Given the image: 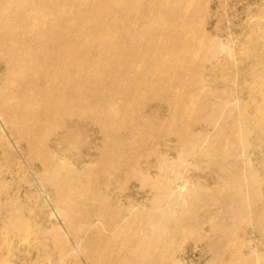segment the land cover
<instances>
[{
	"label": "bare ground",
	"instance_id": "obj_1",
	"mask_svg": "<svg viewBox=\"0 0 264 264\" xmlns=\"http://www.w3.org/2000/svg\"><path fill=\"white\" fill-rule=\"evenodd\" d=\"M213 3L0 0V158L6 160L0 165V264H34L11 262L9 234L30 232L42 246L55 238L56 251L72 252L56 227L19 221L30 216L27 190L24 197L17 184L11 191L7 178L20 179L11 175L27 161L38 163L40 183L74 248L96 252L91 264H176L169 241L179 235L208 242L214 264H264L243 233L257 216L249 234L264 238V181L246 156L256 138L264 139L246 125L248 114L235 97L252 82L264 89V54L256 59L253 51L257 45L264 52V24L251 29L254 37L239 60L211 25ZM208 63L212 72L220 68L222 88L206 77ZM171 138L173 149L166 143ZM158 147L177 154L188 149L220 176L219 186L200 189V202L183 205L188 181L167 177L170 162ZM79 154L96 160L76 166ZM133 181L152 195L150 209L133 207V193L125 192ZM215 197L227 201L214 210ZM219 207L231 214L220 218ZM210 214L215 218L203 234Z\"/></svg>",
	"mask_w": 264,
	"mask_h": 264
},
{
	"label": "rangeland",
	"instance_id": "obj_2",
	"mask_svg": "<svg viewBox=\"0 0 264 264\" xmlns=\"http://www.w3.org/2000/svg\"><path fill=\"white\" fill-rule=\"evenodd\" d=\"M214 2L210 8V20L212 21V26L215 24L219 27L221 34H219V39L222 40L223 44L230 47L234 54V57L242 60L243 54L241 49L246 46L247 41L254 37L251 29L255 26L257 28L264 24V2L262 0H252L251 3L248 0H209ZM255 3H254V2ZM262 2V3H261ZM249 6V7H248ZM262 6V7H261ZM212 26L208 28L209 31L212 30ZM258 46L253 45V51L255 52L256 59H261L262 52L257 48ZM206 77L215 79L219 83V87L222 88V77L220 68L212 72L209 69V63L207 64ZM3 73V69H0V74ZM224 78V75H223ZM251 83V82H250ZM252 84H255L252 86ZM259 83L252 82L250 86H243L236 94V98L242 101V106H244L246 113L248 114V119L246 120V125L251 128L254 132L255 137H260L264 139V89L260 92ZM260 92V93H259ZM258 103L256 107L254 104ZM158 112V113H157ZM153 114H160L159 111H152ZM194 130H202L196 128ZM206 135L209 130H202ZM91 131H87V135L91 136ZM97 135H93V138ZM55 136L54 138H56ZM140 138L141 135L138 134ZM84 140L86 136L83 137ZM254 141L256 144V149L252 150L251 153L246 156L250 159L251 166L253 167V173L257 175L258 179L264 181V143L259 144L258 138ZM98 142L97 139H89L87 142V147L93 149ZM169 144L170 149H173L175 140L173 138L166 141ZM207 143V142H206ZM223 141L220 140L218 144H222ZM11 147V145H10ZM12 149V148H11ZM158 152L162 155L164 154L167 160L170 162L169 167L166 171L167 177L171 178L173 182L178 176L181 179L188 181L185 192L183 193L182 199L184 200L183 205H187L189 199L193 201L200 202L202 196L200 194V189H211L219 186L220 176L215 173L213 169H210L203 165L202 162L197 161L193 156L189 155L188 149L180 153L168 152L162 147H158ZM92 152V151H91ZM11 159L17 158V154L13 153ZM245 156V157H246ZM246 157V158H247ZM94 161V154L90 157L83 154H79V157L73 158L72 162L76 166L83 165L89 161ZM6 160L0 158V165L6 166ZM23 167L21 172L12 174L14 177L18 176L20 179L16 180L8 176L7 181L9 183V188L11 191L14 189V185L17 184L21 188L20 195L24 197V193L27 190V197L24 202L28 205L30 216L26 215L24 219L19 220L21 223L33 225L34 223L41 224L43 228L50 229L52 226L56 227L58 231L62 234L63 238L69 242L72 252L69 254L67 252V247L56 251L57 240L53 238V243L40 245L35 236L27 232L23 234L22 237H17L14 234H9L8 245L10 249V254H14L12 263L22 262L24 260H29L36 264H91L88 257L96 252H86L84 248H79L76 250L71 242V235L69 229L64 225L59 213L54 208L52 197L48 193L47 189L40 183V173L38 168V163L34 166L23 162ZM16 169L14 170V173ZM152 176V175H151ZM13 179V180H12ZM15 180V182H13ZM178 182H181L180 179ZM140 183L137 181L131 182L126 193H133V198L131 199L132 205L138 210L150 209L149 200L152 195H148L147 191L139 190ZM262 191H264V183L261 185ZM139 192L135 195L136 192ZM110 196L115 195V191H109ZM22 197V198H23ZM222 202H226L227 199H220ZM218 197L212 200V206L215 210L216 205L222 204ZM254 200V199H253ZM258 203V200H255ZM194 205L193 202H191ZM188 206V205H187ZM253 209L248 207V210ZM220 214L219 217L229 216L231 213L228 209H222L219 207ZM216 216V215H214ZM212 218V219H211ZM215 218V217H214ZM213 215H207L202 221L203 226L201 232L203 234L209 233L208 220H213ZM258 217L253 216L251 219L246 221L244 226L246 229L243 233H248L251 237V246L262 258H264V238L249 234V229L258 222ZM163 227L165 225L163 224ZM240 232V231H238ZM143 231L139 230V234ZM241 233V234H240ZM239 234L242 235V231ZM169 249L171 250L172 260H175L176 264H214L212 263V253L207 250L208 242L206 241H195L191 236L179 235L172 238L169 241ZM53 248V251H52ZM227 252L230 251L226 248ZM105 260L107 262L117 261L114 256L106 255ZM216 264V263H215Z\"/></svg>",
	"mask_w": 264,
	"mask_h": 264
}]
</instances>
